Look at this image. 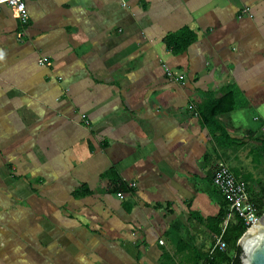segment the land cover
Instances as JSON below:
<instances>
[{
  "label": "crops",
  "instance_id": "crops-1",
  "mask_svg": "<svg viewBox=\"0 0 264 264\" xmlns=\"http://www.w3.org/2000/svg\"><path fill=\"white\" fill-rule=\"evenodd\" d=\"M24 5L0 7V264H203L213 159L264 201V0ZM228 92L221 136L197 108Z\"/></svg>",
  "mask_w": 264,
  "mask_h": 264
},
{
  "label": "trees",
  "instance_id": "trees-1",
  "mask_svg": "<svg viewBox=\"0 0 264 264\" xmlns=\"http://www.w3.org/2000/svg\"><path fill=\"white\" fill-rule=\"evenodd\" d=\"M194 40L195 36L190 31L182 29L175 34L167 35L164 38L163 43L172 54H181L190 44L194 42ZM232 95L233 93L228 92L222 98H219L217 100L212 99L211 97L209 99H206V101L197 108V113L201 124L207 127L210 132L214 134L216 132L221 136H225L221 126L217 121V116L228 113L235 109ZM110 186L111 190L118 193L125 192L128 189L125 185L117 181H111ZM73 194L74 196H86L90 194V191L85 186H82V188H80L78 191H75ZM262 197L264 198V193ZM263 202L254 201L255 206L258 208L259 216H261V214L263 213ZM224 208H226V206ZM226 211L227 208L226 210L222 209L216 218L211 219V222L214 224L213 232L216 237L221 236V239L226 244L227 249L233 251L235 255L232 258L229 257L226 251L227 249L223 252L215 251L211 256H207V258H204L203 264L240 263L241 252L237 247V241L247 228L241 220H239L237 217H233V220L229 221L224 230H222L219 225L223 223V220L227 214Z\"/></svg>",
  "mask_w": 264,
  "mask_h": 264
},
{
  "label": "built area",
  "instance_id": "built-area-1",
  "mask_svg": "<svg viewBox=\"0 0 264 264\" xmlns=\"http://www.w3.org/2000/svg\"><path fill=\"white\" fill-rule=\"evenodd\" d=\"M24 2L25 0H0V7L5 6L10 9L15 19H18L24 24L28 19L25 12ZM38 64L47 65L48 61L47 59L42 58L38 60ZM167 76L169 79L175 78L176 81L182 80V76L177 72H168ZM188 109L192 110V107H189ZM211 180L212 186L221 195L226 204L227 214L224 221V227L233 217H237L241 220L246 228L250 227L257 221L259 218L258 208L255 206L248 193L246 183L243 180L236 178L226 164L219 163L216 165ZM116 197L118 199H123L124 195L117 193ZM226 249L227 246L222 241L221 236L216 237V240L209 251V255L211 256L215 251L223 252Z\"/></svg>",
  "mask_w": 264,
  "mask_h": 264
},
{
  "label": "water",
  "instance_id": "water-1",
  "mask_svg": "<svg viewBox=\"0 0 264 264\" xmlns=\"http://www.w3.org/2000/svg\"><path fill=\"white\" fill-rule=\"evenodd\" d=\"M239 264H264V212L237 241Z\"/></svg>",
  "mask_w": 264,
  "mask_h": 264
},
{
  "label": "rangeland",
  "instance_id": "rangeland-1",
  "mask_svg": "<svg viewBox=\"0 0 264 264\" xmlns=\"http://www.w3.org/2000/svg\"><path fill=\"white\" fill-rule=\"evenodd\" d=\"M167 76V75H166ZM168 77V76H167ZM171 81H173V82H176V83H182V81L183 80H175V78L174 79H171ZM189 110V109H188ZM190 112H192V110H189ZM227 160V159H226ZM213 161H216L217 163L218 162H224L225 161V159H220V157H217L216 158V160L215 159H213ZM215 162V164L214 165H212V169H214L215 170V168H216V165H217V163ZM213 188V187H212ZM213 190L216 192V190L213 188ZM227 212V211H226ZM226 217V216H225ZM232 221V220H231ZM215 240H216V237H212V241H211V247H212V245L214 244V242H215ZM227 251V254L229 255V257H233L234 255H235V253L233 252V251H231V250H229V249H227L226 250ZM205 253H209V250L207 251V252H205ZM186 262V260H182L181 261V263H185Z\"/></svg>",
  "mask_w": 264,
  "mask_h": 264
}]
</instances>
